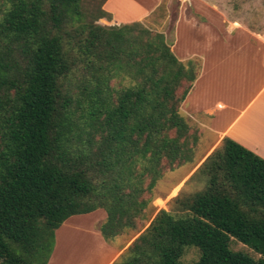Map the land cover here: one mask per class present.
Returning a JSON list of instances; mask_svg holds the SVG:
<instances>
[{
    "label": "trees",
    "instance_id": "1",
    "mask_svg": "<svg viewBox=\"0 0 264 264\" xmlns=\"http://www.w3.org/2000/svg\"><path fill=\"white\" fill-rule=\"evenodd\" d=\"M106 1L3 0L0 264H47L56 230L99 209L106 242L136 234L112 264H182L190 247L193 264H264V159L231 139L148 219L157 182L199 152L180 113L199 65L140 22L98 24Z\"/></svg>",
    "mask_w": 264,
    "mask_h": 264
},
{
    "label": "rangeland",
    "instance_id": "2",
    "mask_svg": "<svg viewBox=\"0 0 264 264\" xmlns=\"http://www.w3.org/2000/svg\"><path fill=\"white\" fill-rule=\"evenodd\" d=\"M127 1L132 2L134 5L132 6L130 3L125 4V2L121 0L123 5H125V10L118 12V19L116 17L114 19L111 17L112 19H110V21L100 19L97 23L103 26H113L140 22L153 32L163 33L167 40L172 43L171 50L175 56L180 59L178 56V46L173 47L175 45L176 25L179 19H190L193 21L192 24H194L191 27L192 30L195 32L198 31L201 35H210V38L208 39L199 37L200 45L206 48L201 47L203 49L200 50V53L192 58V60L197 61L199 65V74L203 70V61H205V58L208 56L207 48L213 47V45L218 55L223 53L226 54L229 52V49H232L233 54L230 56L232 64H239L242 61H250V63L255 62L259 69L264 71V0ZM2 3L3 0H0V18ZM96 4L98 3L94 2L93 6ZM128 6H130L129 8H132L130 12L127 10ZM122 14H127L129 17L123 18ZM125 20L126 22L123 23L122 21ZM207 43H209V47H207ZM193 47L196 48L195 46ZM183 62L185 63L186 61L183 60ZM239 72L241 73V76L239 75L240 79L244 74V71L239 70ZM203 81H207V83L206 85H202V94L204 91H207L206 95L209 98L214 96L218 97L220 94H223L222 91H225L226 87H230V85H237L235 84L236 80L233 77L225 80L229 81V83L220 84L219 78H210L205 74ZM242 88L245 94L242 97L244 99L251 93L253 87L250 86L247 90L244 86ZM181 108H184V111L180 109V113L184 116L186 121L190 125L199 128L196 124V120H202L200 116H187V110L184 103L181 105ZM199 143V152L193 164L167 172L163 178L157 182L146 211L149 220L160 209L167 211L169 209L167 204L168 201L176 196L180 190L194 192L202 187V184L198 179H192L186 182L188 180L187 178L186 180L180 181L181 177L186 174L190 168H193V166L198 164L202 160L204 154H206L204 150L206 149L207 144L205 142ZM92 237L91 229L88 224L85 225V227L60 232L58 236L59 254L63 255L67 260L72 259L78 261L81 259L84 262L88 260L92 261V258L99 255V250L93 245ZM135 237L136 234L130 232L128 236L113 239L111 241V246L116 248L124 242L123 247L125 249L129 245L128 242H131ZM229 247L234 252H240L255 259L259 257L249 247L233 238L229 241ZM198 258L199 251L194 247H190L186 249L181 258V262L182 264H193Z\"/></svg>",
    "mask_w": 264,
    "mask_h": 264
},
{
    "label": "crops",
    "instance_id": "3",
    "mask_svg": "<svg viewBox=\"0 0 264 264\" xmlns=\"http://www.w3.org/2000/svg\"><path fill=\"white\" fill-rule=\"evenodd\" d=\"M123 2L134 5L127 0H123ZM123 2L121 0H107L104 3L105 5H103V9L107 13L109 12L108 14L113 19L117 18L118 12L125 10ZM130 6L127 9L129 12L132 9L129 8ZM122 17L127 18L129 16L122 14ZM122 22L124 23L126 20ZM192 22L190 19H179L176 25L175 45L173 47L178 46V56L182 62L183 60H191L200 53L201 49L206 48L200 45V38H210V35H201L198 31L192 30L191 27L194 25ZM207 44V47H209V43ZM207 50L208 56L203 61V70L201 69L202 71L194 82L192 90L184 101L187 116L199 115L202 119L195 120L201 131L200 142L207 144L204 150L206 154H204L198 164L190 168L181 177L180 181L189 178L198 165L220 144L223 138L231 139L264 159V71L259 69L255 62L242 61L239 64H232L230 60V56L233 54L232 49H229L228 53L220 55L216 53L214 45L207 48ZM239 70L244 71L240 79L239 75L241 73ZM205 74L210 78H219L220 84L229 83V81L225 80L233 77L237 85H230V87H226L225 91H222L223 94L218 97L214 96L215 98H209L206 95L207 91L202 94V85L207 83V81H203ZM243 86L246 87V90L250 86L253 87L251 93L244 99L242 98L245 95ZM181 110L184 111V108H181ZM105 218L106 214L101 209L89 214L75 215L68 218L55 232V245L47 264H112L124 249V242L115 248L111 246L112 242H106L102 238L98 228ZM87 224L91 229L93 245L99 250V255L95 256L96 260L92 258V261L88 260L86 262L81 259L78 261L67 260L63 255L59 254V233L64 230L85 227Z\"/></svg>",
    "mask_w": 264,
    "mask_h": 264
}]
</instances>
